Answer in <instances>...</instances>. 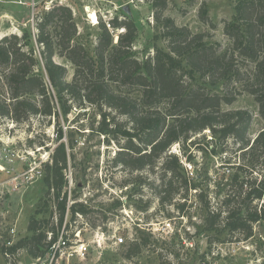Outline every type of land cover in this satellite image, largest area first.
I'll return each mask as SVG.
<instances>
[{"label":"trees","instance_id":"trees-1","mask_svg":"<svg viewBox=\"0 0 264 264\" xmlns=\"http://www.w3.org/2000/svg\"><path fill=\"white\" fill-rule=\"evenodd\" d=\"M151 5L155 21L162 25L158 38L166 46H154V54L143 61L132 55L138 28L127 15L109 21L114 32L123 30L116 43L105 23L99 20L92 54L77 39L71 10L57 4L37 17L36 34L23 30L21 35L0 38V118L16 123L36 116L59 121L60 117L66 119L73 108L95 106L103 118L99 133L111 136L117 144L124 141L113 159L114 166L133 172L152 169L160 161L162 177L155 189H159L161 205H172L175 196L185 203L188 192L198 186L191 182L179 158L168 154L171 146L179 144L186 152L187 144H195L191 139L206 130L222 145L233 138L248 160L260 154L261 178L248 177L243 165L232 166L234 172L217 184L221 199L215 209L210 208L206 195L196 194L204 203V231L218 230V234L242 235L243 240H248L254 226L264 224V131L250 144L247 133L251 115L242 110L222 112L221 104H231L235 97L212 90L241 82L242 70L233 66L236 54L251 64L250 85L244 91L254 97L264 121V0H237L235 16L225 26V35L233 46L231 55L215 51L201 34L191 35L171 19L162 18L164 0H151ZM255 6L261 10L252 20L250 12ZM55 56L72 65L70 82L66 80V68L54 61ZM122 87L133 88L136 95L123 92ZM103 108L124 116L129 127L115 123L113 117L106 122L110 114L102 112ZM58 132V145L50 155L51 163L44 166L43 182L46 196L56 203L61 227L67 207L64 171L74 157L69 152L72 145L62 142L61 129ZM185 157L188 163L192 162L191 154ZM79 207L76 209V203L69 207L72 218L75 213H84ZM136 208L146 211L148 204ZM27 230L29 236L8 250L26 249L33 258L44 256L56 239L55 229L46 231L41 221L33 218ZM147 244L146 240H133L123 258L138 256Z\"/></svg>","mask_w":264,"mask_h":264},{"label":"rangeland","instance_id":"rangeland-1","mask_svg":"<svg viewBox=\"0 0 264 264\" xmlns=\"http://www.w3.org/2000/svg\"><path fill=\"white\" fill-rule=\"evenodd\" d=\"M164 1L166 8L162 18L171 19L175 26L186 28L191 35L201 34L203 41L212 45L215 51L234 54L232 42L225 35V26L235 16L237 0ZM56 4L71 10L77 26V39L91 54L99 32L98 26L91 24L99 23L98 18L106 22L114 17L121 19L124 15L138 28L132 47V55L138 61L152 56L154 46L165 49L166 43L158 38L162 25L154 19L151 0H0V38L9 34L21 35L23 30L36 34L37 17ZM260 10L255 6L250 18L254 20ZM234 59L233 66L242 70L241 82L228 83L223 88L219 86L212 93L235 97L231 104H221L222 112L242 110L251 115L247 139L252 144L264 131V121L254 97L244 91V87L250 85L251 64L236 54ZM54 61L66 68V80L70 82L74 71L72 65L58 56ZM121 90L136 95L133 88L122 87ZM102 112L110 114L106 122L113 117L115 123L127 125L124 116L115 111L103 108ZM102 120L99 109L88 104L73 108L66 119L60 117L59 121L54 117L36 116L27 122L16 123L0 118V147L14 152L13 163H4L0 169V264L50 262L48 251L40 258H33L26 249H8L29 236L27 228L33 218L41 221V227L46 231L54 228V236H58L63 228L59 227L56 203L46 196L43 182L44 166L51 163L50 155L58 145L56 133L59 129L61 141L72 145L69 152L74 157L67 165V183L63 189L67 207L76 203V209L81 205L84 211L83 214L75 213L74 218L70 210L67 212L65 236L79 240L87 248L83 259L72 258L68 264H264V224L254 226L253 236L248 240H243L242 235L218 234V230L206 232L203 226L204 203L196 194L203 193L210 208H217L221 199L217 184L234 172L232 166L243 165L248 177L261 178L259 153L248 160L233 138L222 145L208 130L192 138L195 144L192 147L187 144L186 152L179 144H174L168 154L177 155L184 162L185 156L191 154L193 168L188 175L198 186L195 191L188 192L185 203L175 196L172 205H161L159 189H155L162 177L160 161L152 169L133 172L114 166L113 159L124 141L117 144L111 136L101 135L99 126ZM30 140L31 144L28 143ZM35 167L38 169L33 170ZM36 171L39 173L35 177ZM32 175L34 178L27 180ZM147 204L146 211L136 208ZM125 210L134 211L135 216L145 223V230L133 226L125 215L132 217L131 214ZM165 223H170V230L153 234ZM147 227L151 229L149 232ZM114 237H121L122 244H114ZM133 240H146L148 244L138 256L126 260L123 252ZM52 264H66L65 257L60 259L57 255Z\"/></svg>","mask_w":264,"mask_h":264},{"label":"built area","instance_id":"built-area-1","mask_svg":"<svg viewBox=\"0 0 264 264\" xmlns=\"http://www.w3.org/2000/svg\"><path fill=\"white\" fill-rule=\"evenodd\" d=\"M93 12L97 16V12L96 11H93ZM99 19L100 18H98V21H99ZM109 21H106V22L103 21V22L105 23L106 28L112 33L115 41L117 42V35L120 34V33H122L123 30H116L114 32L110 28ZM91 25H93V26H96L97 25L98 26V22H96L95 24H91ZM13 153L14 152H12V150H7V149H4L3 147L2 148L0 147V169H2V164H4V163H6V164L13 163V159H12L13 158V155H14ZM175 156H177V155H175ZM180 162H181V164L183 165V167L186 169V171L188 173H192V168H193L192 167V164L188 163L187 161L184 162L182 160H180ZM36 169H38V167L33 168V170H36ZM67 169L64 171L65 177H66ZM38 173H39V171H36L35 172V177H36V175ZM69 175H70V173H69ZM32 178H34L33 175L30 177V179L27 178V180H32ZM67 212H69V207H66L65 215L67 214ZM125 212H129L131 214L132 217H129V215L127 213L125 215L127 216L128 219H130L133 222L132 223L133 226H137L138 228H140L139 230H141V231L142 230H145L144 229L145 228L144 227L145 223L142 222L140 219H138L135 216L134 211H132V210L126 211L125 210ZM65 215H64V219H63V223H62L63 228L61 229V232L59 233L58 236H56L55 241L51 243V245L49 246V249H48V253H49V256H50V262H49V264H52L53 260L56 258L57 255H58V257L60 259H62V256H64L65 257L66 264H68L70 262V259H72V258H80V259H83L84 256L87 254V248H86V245L84 243H81V242H79V240H76V239H74V240L68 239L65 236V233H66V231H65L66 222L64 221L66 219V216ZM137 215H139V217H140L141 216V213H139ZM160 226H161L160 228H156L155 229V231H154L153 234L159 233L161 231L164 232V233H166L168 230H170V227H171L170 226V223H165V224L160 225ZM146 230L149 232V230H151V229H148V227H147ZM48 236H49V240H50L51 234H48ZM76 236H78V235H76ZM114 239H115L114 240V244H116V245H120L123 242V239L121 237H114Z\"/></svg>","mask_w":264,"mask_h":264}]
</instances>
